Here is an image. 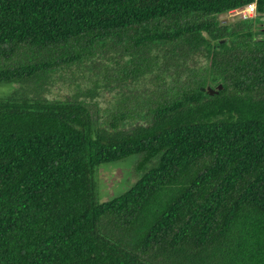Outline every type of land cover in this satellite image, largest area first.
I'll use <instances>...</instances> for the list:
<instances>
[{"label": "trees", "instance_id": "trees-1", "mask_svg": "<svg viewBox=\"0 0 264 264\" xmlns=\"http://www.w3.org/2000/svg\"><path fill=\"white\" fill-rule=\"evenodd\" d=\"M261 15L264 0H0V264H264ZM72 66L90 85L44 97ZM129 155L138 177L100 201L98 166Z\"/></svg>", "mask_w": 264, "mask_h": 264}, {"label": "rangeland", "instance_id": "rangeland-1", "mask_svg": "<svg viewBox=\"0 0 264 264\" xmlns=\"http://www.w3.org/2000/svg\"><path fill=\"white\" fill-rule=\"evenodd\" d=\"M234 21H237V19H228L226 23ZM255 22L256 25H260V27L264 28V15L257 17ZM70 71L74 72L73 74L76 75V77L72 75ZM88 71L89 70H87V68H84L82 66L79 69H76V66H72L70 69H65L62 71L58 70V73L54 74L50 82L46 84L47 88L45 87V89L42 91L44 97H47L49 99L66 98L75 93V83H79L80 87L90 85V82L86 83L83 81V77H85L86 75L88 76V78H92V76L88 74ZM72 76L75 79H73ZM68 79L71 82L70 84L66 83V80ZM83 82L86 85H83ZM114 84V88L109 91L99 88L97 96L93 99L96 101L97 106L99 107V114L101 118L107 119L109 112L111 110H114V98L117 97L118 92L120 91L119 86H121L118 84V82ZM128 86H131L132 90L139 95L143 91H148V88L153 87V85L148 81L145 83L139 81L134 85L130 84ZM12 88L15 87L13 86ZM9 90L10 89L7 87L0 86V95H4ZM121 90L124 91L123 89ZM138 157V155H129L118 161L103 163L98 166L94 180L96 183L98 198L100 201H104L112 196L118 195L135 181L139 174L135 169V162L137 161Z\"/></svg>", "mask_w": 264, "mask_h": 264}, {"label": "built area", "instance_id": "built-area-1", "mask_svg": "<svg viewBox=\"0 0 264 264\" xmlns=\"http://www.w3.org/2000/svg\"><path fill=\"white\" fill-rule=\"evenodd\" d=\"M256 16L255 1L249 2L241 7L228 9L223 14L219 15L218 21L220 24L226 23L228 19L245 20Z\"/></svg>", "mask_w": 264, "mask_h": 264}, {"label": "water", "instance_id": "water-1", "mask_svg": "<svg viewBox=\"0 0 264 264\" xmlns=\"http://www.w3.org/2000/svg\"><path fill=\"white\" fill-rule=\"evenodd\" d=\"M221 84H217L214 88L210 87V86H204V87H200V91H204L209 95H212L214 93H217L218 90L221 89Z\"/></svg>", "mask_w": 264, "mask_h": 264}]
</instances>
